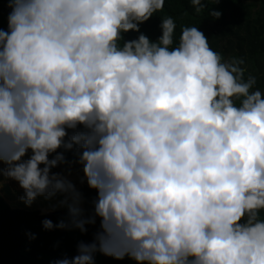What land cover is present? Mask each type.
Wrapping results in <instances>:
<instances>
[{"label": "clouds", "instance_id": "clouds-1", "mask_svg": "<svg viewBox=\"0 0 264 264\" xmlns=\"http://www.w3.org/2000/svg\"><path fill=\"white\" fill-rule=\"evenodd\" d=\"M165 0H8L0 30V163L26 207L63 196L45 230L91 242L54 264L100 253L135 264H264V92L243 59L225 60L197 26L139 32ZM216 0H190L219 18ZM69 130L71 133L69 134ZM75 150L96 197L51 172ZM27 156V158H25ZM52 157L49 159V157ZM56 206H53V210ZM34 238V237H33Z\"/></svg>", "mask_w": 264, "mask_h": 264}, {"label": "trees", "instance_id": "trees-1", "mask_svg": "<svg viewBox=\"0 0 264 264\" xmlns=\"http://www.w3.org/2000/svg\"><path fill=\"white\" fill-rule=\"evenodd\" d=\"M8 0H0V26L7 29V16L10 9ZM215 10L220 11L219 18L208 15L207 10L197 14L191 7L190 0H165L163 11L156 13L149 20L139 25V32L129 31L124 40L135 39L143 33L155 41L160 36V18L171 16L176 24V38L182 27L197 26L208 39L210 48L222 55L225 60L243 59L245 77L256 78L255 88L264 92V0H216ZM71 130H69V134ZM63 152L68 163L79 165L75 150ZM49 158H52L51 156ZM86 208L84 217H88L96 197L95 190L85 188L81 191ZM59 216H42L39 212L15 210L0 196V264H54L63 257L71 259L77 254L78 242H91L99 228L95 224L85 225L83 234L77 230L73 236L67 230H45L44 219L55 225ZM34 237V238H33ZM94 264H135L129 258L114 260L100 253L94 256Z\"/></svg>", "mask_w": 264, "mask_h": 264}, {"label": "rangeland", "instance_id": "rangeland-1", "mask_svg": "<svg viewBox=\"0 0 264 264\" xmlns=\"http://www.w3.org/2000/svg\"><path fill=\"white\" fill-rule=\"evenodd\" d=\"M0 26H3L0 24ZM2 30V28H0ZM27 158V156L25 157ZM51 159V158H49ZM4 165L0 163V196L3 197L9 205L15 210H24L31 212H39L42 216L56 215L61 218L66 217L67 208L59 206V201L63 199V196L57 194V196L51 199H44L43 197L36 198L30 207H26L21 201L23 195V190L19 188L18 184L10 179L3 176ZM51 172H57L64 175L68 180H70L78 192L87 187L86 181L83 179L82 165H61ZM53 206H56L53 210ZM81 208L83 210V215L85 213V206L82 200ZM73 236L77 233V230H67Z\"/></svg>", "mask_w": 264, "mask_h": 264}]
</instances>
